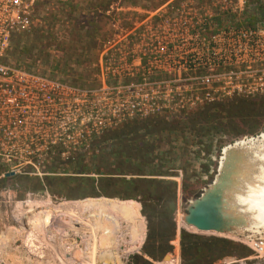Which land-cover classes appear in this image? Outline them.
<instances>
[{
    "label": "built area",
    "instance_id": "2783aa9c",
    "mask_svg": "<svg viewBox=\"0 0 264 264\" xmlns=\"http://www.w3.org/2000/svg\"><path fill=\"white\" fill-rule=\"evenodd\" d=\"M51 4L61 6V23L73 13L90 34L84 77L57 79L8 60L15 37L37 33ZM149 4L0 0V180L96 179L86 167L111 131L264 98V11L254 14L252 0Z\"/></svg>",
    "mask_w": 264,
    "mask_h": 264
},
{
    "label": "rangeland",
    "instance_id": "374dc122",
    "mask_svg": "<svg viewBox=\"0 0 264 264\" xmlns=\"http://www.w3.org/2000/svg\"><path fill=\"white\" fill-rule=\"evenodd\" d=\"M147 1L156 6L163 0ZM252 2L254 14L264 11V0ZM48 14L37 33L15 37L9 62L57 79L84 77L93 56L90 34L80 29L73 13V19L61 23V6L51 4ZM259 99L227 100L185 119L157 118L104 137L97 157L86 167L96 179L0 180V264H264V224L228 234L200 232L184 224L190 205L216 178L229 183L234 177L231 163L223 169L230 172L219 170L223 149L264 134V100ZM154 172L167 173L157 178L177 183L175 194L172 185L158 186L154 195L159 201L148 207L154 215L152 230L161 238L173 229L171 216L176 224L174 239L160 245L156 259L143 254L149 231L143 205L125 193L128 180ZM232 181L235 187L240 180ZM141 219L145 238L139 248L142 236L134 222ZM182 232L208 241L193 240L183 253ZM133 236L138 238L136 247ZM221 250L249 257L214 263Z\"/></svg>",
    "mask_w": 264,
    "mask_h": 264
},
{
    "label": "bare ground",
    "instance_id": "6f19581e",
    "mask_svg": "<svg viewBox=\"0 0 264 264\" xmlns=\"http://www.w3.org/2000/svg\"><path fill=\"white\" fill-rule=\"evenodd\" d=\"M226 163L234 165L236 170V176L233 174L234 177L230 176L229 178L233 180L237 178L240 180L239 183H242L237 187L238 183L225 193L223 211L228 221L224 226H216L212 232L216 231V233L228 234L236 229L256 228L264 224V180L260 177L262 175L264 177V134L259 138L238 142L225 147L219 165L220 171L224 169ZM226 170L229 171L227 168ZM231 172L233 171L231 170ZM225 177L223 178L225 179ZM234 182L229 183L233 184ZM211 188H208L201 198L195 200L190 205V208L194 209L198 207L203 198H206V194L211 191ZM185 220L186 217H184V224ZM137 241V237L133 236L131 238V243L135 247Z\"/></svg>",
    "mask_w": 264,
    "mask_h": 264
},
{
    "label": "trees",
    "instance_id": "16d2710c",
    "mask_svg": "<svg viewBox=\"0 0 264 264\" xmlns=\"http://www.w3.org/2000/svg\"><path fill=\"white\" fill-rule=\"evenodd\" d=\"M259 11H263V7H260ZM259 100H264V98H260ZM155 120H157V118L146 119V120H136V121L130 122L129 124L124 125L123 127L119 128V129H116L114 131L107 133L104 137L105 138L111 137V136H113L112 134H114L115 132L124 130L126 128H132L136 125L137 126L138 125H140V126L146 125V123L148 121H155ZM98 174H100V173H98ZM141 176L142 177H140V178H131L130 180H128L126 182V186H127L126 191L127 192H125V193H128V195L131 194L134 197L139 198L142 205H143L142 212L148 221V229H149L147 240H146L144 247H143V254L148 256L149 258L156 259L157 255L161 254V251L159 250L161 248L160 245L161 244H166V245L168 244L169 245V243L174 239L175 234H176V224L173 221V218L171 216L169 223L171 224V227L173 229L171 230L170 235H167L165 238H161L163 235L160 237L157 235V233L154 230H152L154 215L148 211V207L150 206V204L154 203L155 201H159V199L154 195V191L156 190V188L158 186L172 185L174 188V194H175L177 191V183L157 178V176H168L167 173H164V172H154V173H151L149 175L144 174ZM9 180H12V179H7V180H3V181H9ZM131 202H135V201H131ZM133 207H134V205L131 206V208H133ZM134 223H135V225L137 224L136 228L141 233V236H142V240H141V243L139 246V248H141V244L143 243L144 238H145V223H144L143 219H141L137 222H134ZM193 240L208 241L205 239L197 238V237H195L191 234H188L186 232H182V234H181V246L183 249V253L185 251H188L190 249V247L194 245L192 243ZM223 243L224 244H231V242H229V241H223ZM157 244L159 245L158 247L156 246ZM168 248H170V246H168ZM219 252L220 253H218V255L215 256L214 263L221 261L227 257H235V258H237V260L247 259L249 257L248 255L232 254V253H229L227 250H225V251L221 250ZM167 253H168V250L166 251V249L164 251H162L163 255H165ZM210 255L212 256L211 253H210ZM135 257L139 258L138 256H135ZM144 261L147 264H151V262H149L148 260H144Z\"/></svg>",
    "mask_w": 264,
    "mask_h": 264
},
{
    "label": "water",
    "instance_id": "95a60500",
    "mask_svg": "<svg viewBox=\"0 0 264 264\" xmlns=\"http://www.w3.org/2000/svg\"><path fill=\"white\" fill-rule=\"evenodd\" d=\"M10 176H14V174ZM221 181L220 178H216L212 186H210L212 187L211 191L206 194V198H203L200 205L187 211L185 215V224L187 226L193 227L200 232H212L216 226H224L225 223H227L228 219L223 211L224 196L227 191L233 188V185ZM202 195L199 198H201Z\"/></svg>",
    "mask_w": 264,
    "mask_h": 264
},
{
    "label": "crops",
    "instance_id": "0c3cea01",
    "mask_svg": "<svg viewBox=\"0 0 264 264\" xmlns=\"http://www.w3.org/2000/svg\"><path fill=\"white\" fill-rule=\"evenodd\" d=\"M143 244V243H142Z\"/></svg>",
    "mask_w": 264,
    "mask_h": 264
}]
</instances>
